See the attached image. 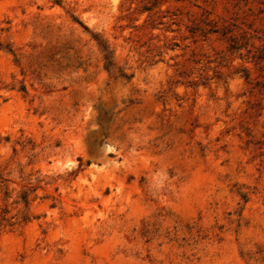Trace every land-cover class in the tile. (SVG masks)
Wrapping results in <instances>:
<instances>
[{
    "label": "rangeland",
    "instance_id": "374dc122",
    "mask_svg": "<svg viewBox=\"0 0 264 264\" xmlns=\"http://www.w3.org/2000/svg\"><path fill=\"white\" fill-rule=\"evenodd\" d=\"M261 51L264 0H0V264H264Z\"/></svg>",
    "mask_w": 264,
    "mask_h": 264
},
{
    "label": "trees",
    "instance_id": "16d2710c",
    "mask_svg": "<svg viewBox=\"0 0 264 264\" xmlns=\"http://www.w3.org/2000/svg\"><path fill=\"white\" fill-rule=\"evenodd\" d=\"M102 46V49L105 50V46L103 44H101ZM231 48L234 47L233 44L230 45ZM107 55H105V58L107 59ZM251 60L253 61V63L258 67V69L260 71L264 70V66L261 63L262 60H264V52H260L258 54H251ZM260 76H263V74H261ZM256 85H259L260 87H263L264 86V81L262 80H257L256 81Z\"/></svg>",
    "mask_w": 264,
    "mask_h": 264
}]
</instances>
